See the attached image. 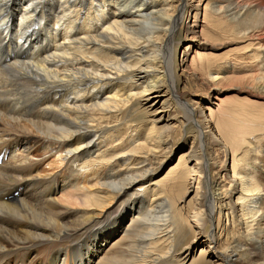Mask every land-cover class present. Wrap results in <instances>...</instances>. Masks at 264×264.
<instances>
[{"label":"bare ground","instance_id":"bare-ground-1","mask_svg":"<svg viewBox=\"0 0 264 264\" xmlns=\"http://www.w3.org/2000/svg\"><path fill=\"white\" fill-rule=\"evenodd\" d=\"M262 110L264 0H0V264H264Z\"/></svg>","mask_w":264,"mask_h":264},{"label":"rangeland","instance_id":"rangeland-1","mask_svg":"<svg viewBox=\"0 0 264 264\" xmlns=\"http://www.w3.org/2000/svg\"><path fill=\"white\" fill-rule=\"evenodd\" d=\"M199 18H201L202 19V12H201V15L199 16ZM192 21H193V18L192 17H190V19L188 20V26L189 25H192ZM183 44H185V43H180V46L178 47V51H177V64H183V63H180V55L182 54V51H181V47H182V45ZM224 50H226V49H224ZM223 50V51H224ZM187 61H188V59H187ZM191 82V81H190ZM202 89L203 88H201L200 89V92L201 93H203L202 92ZM198 90H199V88H198ZM227 96H229V97H232V99L233 100H235V99H240V98H243L244 97V95H240L237 91H234V90H232V91H230V92H228L227 93ZM239 101V100H238ZM127 116H129V115H126L125 116V118H126V123L128 122V124L130 123V120H128L129 119V117H127ZM261 119H262V121H263V123H264V112H263V110H262V113H260L259 115H258ZM125 123V124H126ZM132 123V122H131ZM134 123V122H133ZM123 127L125 128V125H123ZM124 128H123V130H124ZM193 129H195L194 127H193ZM122 130V129H121ZM120 130V134L122 133V131ZM122 135V134H121ZM188 137V136H187ZM189 140H190V138H188V142H187V144L189 143ZM182 143H185V140H180L179 142H177L176 144V147L177 146H180V144H182ZM186 144V143H185ZM186 144V145H187ZM189 145H187V147H188ZM22 149V148H21ZM176 150V149H175ZM175 150H174V155H173V157H172V160L170 161L171 163H166L165 164V166L163 167V166H161V168H159L158 169V171L156 172V175H155V177L157 178V177H160V176H162L163 174H164V172L166 173L167 172V169L170 167V166H174L175 164H176V162H177V158H178V156H179V154H181V153H184L186 150H184L183 149V151H181V150H179V151H177V152H175ZM32 160L33 161H38V162H40V158H32ZM227 166H228V164H227ZM58 186H56V197H60L61 196V194H65L66 192H68L69 191V189H67V190H64L63 192H61L62 190H63V184H61V183H59L58 182V184H57ZM142 192V193H141ZM63 194V195H64ZM140 194H143V191H140ZM141 196V195H140ZM84 235H82V237H83ZM80 238V234L79 235H77L76 237H74V239L73 240H78ZM82 239V238H81ZM80 239V240H81ZM37 249H40L39 247H37V248H35L33 251H32V253H30L29 254V259H32L33 261H41V259L43 258V253H42V255H41V251L39 250V252H38V250ZM37 253H36V252ZM22 253H18L17 254V256H19V255H21ZM38 255V256H37ZM22 256V255H21ZM31 256V257H30ZM36 256V257H35ZM9 260H7L8 262L7 263H9V264H12L13 262L15 263L16 261H15V259H14V257H9L8 258ZM12 260V261H11ZM62 260V259H61ZM96 262V261H95ZM13 263V264H14ZM15 264H17V262L15 263Z\"/></svg>","mask_w":264,"mask_h":264}]
</instances>
